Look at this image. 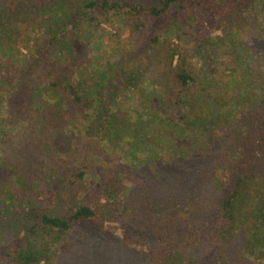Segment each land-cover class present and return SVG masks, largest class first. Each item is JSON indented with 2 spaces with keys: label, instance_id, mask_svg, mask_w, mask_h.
Instances as JSON below:
<instances>
[{
  "label": "rangeland",
  "instance_id": "rangeland-1",
  "mask_svg": "<svg viewBox=\"0 0 264 264\" xmlns=\"http://www.w3.org/2000/svg\"><path fill=\"white\" fill-rule=\"evenodd\" d=\"M113 1L143 7L160 6L157 0ZM86 3L87 0H0V62L10 60L13 68H21L23 62L19 53L28 57L32 50L42 68L53 61L57 66L68 67L73 77L82 79L81 92L90 96L98 81L97 74L107 71L101 78L99 92L109 109L108 114L103 107L100 120L92 123L91 130L84 128L86 133H77L78 128L74 127L73 134L61 135L56 143L48 144L45 149L63 151L53 153L64 158L72 168L77 166V162L71 153L78 147L86 149L83 152L88 153V172L82 185L88 188L80 190L75 187L68 193L52 172L47 197L42 198L39 194V208L51 214L66 215L75 207L88 204L107 219V226L112 225L104 229L91 223L75 225L68 237L54 246L53 264H139L146 259L145 246L134 241L135 235L139 236L140 243L143 241L154 246L155 239H160L156 232L151 231L150 241L147 226L163 228L164 220L160 221L163 209L168 210L166 215L170 216L173 209L180 208L178 215L192 227L199 226L201 221L212 216L210 201L218 194L216 181H224L233 171V165L240 156L236 144L243 137L244 130L252 124L253 117L264 108V0H251L247 9L238 14L228 12L222 20L215 17L214 12L206 10H201L199 15H186V18L181 12L177 16L174 33L166 30L159 36V42L150 39L156 33L153 29L160 34L163 22L166 24L169 21L170 18L164 14L160 18L143 15L126 19L127 15L114 13L109 20L96 24L89 20L95 13L81 12ZM174 9L176 7L169 11ZM196 9L200 10V5ZM75 14L79 15L75 18L78 25L72 27L69 24ZM48 24L54 26L53 30L42 34ZM34 37H37V43ZM167 40L177 46L185 61L192 65L193 88L199 99L192 115L197 118L206 116V122L201 124V142H195L193 133L196 132L192 131L183 135L176 148L171 140V135H176L172 128L167 133V140L141 137L140 133L139 141L114 133L112 129L115 123L119 128L129 120L134 121L139 114L144 115V105L147 110L153 108L160 117L166 116V111L158 106L155 98L147 99L142 95L152 89L148 86L150 81L158 86L167 82V76L160 72L164 71L165 59L158 52L161 43ZM7 43L11 44L13 51L5 49L3 44ZM62 55L65 57L61 58ZM159 60L157 68L154 63ZM177 61L174 58L173 65ZM39 72L40 69L36 73ZM6 74L3 72L2 75ZM128 76L133 78L128 79L129 86L126 88L123 82H127ZM9 77L10 83L0 76V245L11 242L18 232L23 234L28 227L22 217L24 206L11 207L3 203V199L4 192L7 195L10 190L7 178L18 172L13 171V161L21 153L16 148L23 147L20 139L27 132V124L30 123L28 115L33 116L34 109L41 105L37 99L31 100L25 94L16 96L12 106L8 93L16 82L11 72ZM165 91L159 89L157 94H166ZM214 95L225 96L228 104H217ZM20 99L24 101L20 102ZM159 100L164 104L163 96ZM9 108H12V114ZM110 109L115 113L112 114ZM205 110L212 112L206 113ZM109 116L116 119L114 124L108 120ZM70 123L69 120L67 125ZM190 123L185 124V128L193 129L194 125ZM106 137L108 141L104 142ZM260 140H255V156L258 166L261 165L259 174L264 178V142ZM42 142L36 143L42 147ZM4 147L13 151L6 161ZM28 147L32 151L33 146ZM93 147H97L99 156L93 154ZM125 151L138 155L139 161L132 165L127 163L123 156ZM103 157L109 168L102 164L100 158ZM2 163L6 167H1ZM117 172L123 173L119 186L124 189L117 192L120 197L116 200L115 195L111 197L105 193L104 187L108 176ZM254 183L256 185H249L247 193L252 196L254 204L258 202V211L254 212L253 205L248 202L245 215L243 212L236 213V218L239 214L243 223L233 235H228L224 253L221 252L214 261L234 264L238 263V258L247 256L248 261H240L239 264H264V182ZM112 200L118 203L111 205ZM119 220L128 227L130 238L127 241L124 239V234H127ZM254 227L259 231L255 237L249 236V233H254ZM252 249L255 252L250 257L247 253ZM205 250L200 248L184 256L182 263L202 256Z\"/></svg>",
  "mask_w": 264,
  "mask_h": 264
},
{
  "label": "trees",
  "instance_id": "trees-1",
  "mask_svg": "<svg viewBox=\"0 0 264 264\" xmlns=\"http://www.w3.org/2000/svg\"><path fill=\"white\" fill-rule=\"evenodd\" d=\"M157 2L160 5L159 7L156 5L143 7L130 2L87 0L81 12L95 13L90 16L89 20L96 24H99L101 20H109L114 13L127 15L126 19L138 18L143 15L160 18L161 14H164L165 17L170 18L169 21L166 24L163 22V26H161L163 31L160 34L153 29V33H156L150 39L151 41L159 42V36H162L166 30L174 33L177 16L181 12L183 17L186 18V15H199L201 10H206L207 12H214L215 17L217 16V18L222 20V16H225L228 12L230 14H238L242 9H247L251 0H157ZM197 5H200V10L196 9ZM172 7H176V9L169 11ZM96 12L99 16H96ZM78 16V14L73 15L70 26L78 25L75 20ZM160 23L161 20L157 29H159ZM48 25L42 34L49 29V31L53 30L54 26ZM36 39L37 37H34L35 43H37ZM0 43L2 44V41ZM3 46L6 47L7 51L14 50L10 43L3 44ZM158 52L163 54L165 59L164 71L161 70L160 72L167 76V82L163 86H158L150 81L148 86L152 87V89L146 91L142 97L144 96L147 99L155 98L158 106H162L166 111V116L160 117L153 108L150 107V110H147L145 105H142L145 109L144 115L139 114L134 121L129 120L124 125H120L119 128L116 126V119H111L109 116L110 119L108 120H110V123H115L114 127L116 129L114 127L112 129H114V133L118 132L127 138L139 141L140 133L141 137L150 136L152 139L160 140L161 138L167 140L169 139L167 133L172 128V132L176 134L171 135L174 148H176L175 145H179V140L182 139L183 135L192 131L196 132L193 133L196 141L193 138L191 139L195 142H201V124L206 122V116L197 118L192 115L196 111L197 101L199 100L197 91L193 88L195 86V78L192 72V65L185 61L177 46L171 44L170 40L163 41ZM19 56L23 62L21 68H13V62L10 60L7 63L0 62L1 78L7 79L10 83L9 75L11 72L16 82L14 88L8 93L11 95L10 103L13 106L16 96L27 94L31 97V100L35 98L37 102H41V105L34 109L36 112L33 113V116L31 114L28 115L30 123L27 124V132L20 139V144L23 147L16 148L17 152L21 150V153L13 161L15 166L14 173L20 172L19 174L17 172V175H11L10 179L7 178L6 182L10 190H6L7 195L4 192L3 199V203H8L11 207L24 206L22 209L24 215L22 217L26 219L28 227L23 230V234L18 232L11 242L0 245V264H53L55 259L54 246L65 240L68 237L67 234L75 225L91 223L93 224L92 226L101 229H104L105 226H112H107L105 223L107 219L88 204L79 205L66 215L51 214L39 208L41 204L39 198L41 196L42 198L47 197L49 183L52 184V179L49 177L52 172L58 177L68 193L72 192V188L75 187L80 190L88 188L87 185H82L88 172V153L83 152L86 149L80 150L77 144L80 152L75 150L71 153V156L77 162L75 168H72L64 158L53 153V151L63 153L60 149H48L47 151L45 149L49 146L48 144L56 143L61 135L66 137L73 134L72 129L74 127L78 128L76 130L77 133H86L84 128L87 131L91 130L93 127L92 123L100 120L103 107L105 108L104 112L108 114L109 109L104 105L99 92L102 82L101 78L104 77L107 71L97 74L99 75L98 81L95 87L91 89L93 93L90 96L81 92L80 81L82 79L79 80L78 77H73L68 72V67L64 65L57 66V63L53 61L47 62L48 67L42 68L40 67L39 59L36 61V54L32 50L28 57L22 56L20 53ZM63 57L65 56L62 55L61 58ZM174 58H177L178 61L173 65ZM160 62V60L156 61L154 65L158 68ZM38 69H40V72L36 73ZM3 72H7L8 75L3 76ZM132 78L133 76H128L127 82H123L124 87L128 88V79L131 80ZM159 89L166 90V94L158 95L157 91ZM94 92L95 96H93ZM160 96L165 98L163 100L164 104L159 100ZM214 97L217 104H228L225 96L214 95ZM143 100L146 101L145 99ZM23 101L24 99H20V102ZM11 110L12 108H9L10 114H12ZM110 110L112 111V109ZM205 111L206 113L212 112L211 110ZM114 113L112 111V114ZM69 120L72 123L67 125ZM189 122H191L190 125L193 123V129L185 128V124L188 125ZM80 126L81 129H79ZM132 126L135 127H133L132 131H129ZM67 131L69 132L67 133ZM257 139H261L260 142H264V108L253 117L252 124L244 130L243 137L241 136L240 141L238 140L236 144L240 156L237 157L238 159L233 165V171L227 175L224 181L220 179L216 181L215 190L218 191V194L210 201L213 207L212 216L201 221L199 226L192 227L178 215L180 214V208L173 209L170 216L166 215L168 210L163 209L160 219V221L164 220L163 228L147 226L149 240H152L151 231L156 232L160 239L159 241L155 239L154 246L143 241L140 243L139 236L135 235L134 241L137 240L139 244H144L145 246L144 255L146 259L139 264H184L182 263L183 257L192 254L193 251L200 248L206 249L204 254L198 258H193L185 264H225L223 261L214 260L221 252L224 253V242L228 235H233L234 230H239L243 223L239 214L238 218H236V213L243 212L245 215L248 202L253 205L254 212L258 211L257 209L259 208L258 202L255 201L256 203L254 204L251 201L253 199L252 196L247 193L249 185H256L254 181L259 184H261V181L264 182V178L259 174L261 165L258 166V158L255 156L257 148L255 140ZM103 141L107 142L108 138H103ZM36 142H42V147L37 145ZM30 145L33 146L32 151L28 150ZM24 150L30 153H26ZM91 150L95 156L99 154L97 147H93ZM3 153L4 161H6L9 160L8 154H12L13 151L11 152L10 149L4 147ZM135 155L125 151L123 156L127 163L132 165L139 161L138 155ZM68 156L71 157L70 155ZM100 160L104 166L109 168L104 157L100 158ZM175 161L178 162L177 159ZM3 166L5 165L2 163L1 167ZM151 167L154 168L155 166L152 165ZM109 170L107 169V171ZM122 176L123 173L117 172L109 175L105 181V193H108V196L111 197L115 195L116 200L120 197L117 192H122V189H124V187L119 186V178ZM116 200H112L111 205L117 204ZM119 222L127 234H124V239L127 241L130 238L128 227L123 221L119 220ZM258 231L259 229L254 227V233L251 235L249 233L248 235L255 237ZM262 235L264 238V233ZM247 240H250V238ZM261 250L263 249L261 248ZM253 252H255L254 249L247 255L251 257ZM243 258H238V263L234 264H239L240 261H248L249 259L247 256Z\"/></svg>",
  "mask_w": 264,
  "mask_h": 264
}]
</instances>
